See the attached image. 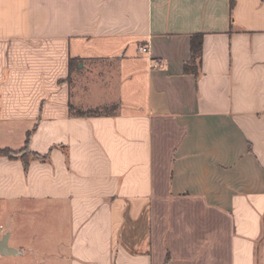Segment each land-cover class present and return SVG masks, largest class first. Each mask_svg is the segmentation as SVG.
Listing matches in <instances>:
<instances>
[{"label": "crops", "instance_id": "crops-1", "mask_svg": "<svg viewBox=\"0 0 264 264\" xmlns=\"http://www.w3.org/2000/svg\"><path fill=\"white\" fill-rule=\"evenodd\" d=\"M29 134L0 264H264V0H0V149Z\"/></svg>", "mask_w": 264, "mask_h": 264}, {"label": "trees", "instance_id": "trees-1", "mask_svg": "<svg viewBox=\"0 0 264 264\" xmlns=\"http://www.w3.org/2000/svg\"><path fill=\"white\" fill-rule=\"evenodd\" d=\"M233 7H234V0H231V11L233 10ZM202 41H203L202 35H193L191 37V60L185 66L186 72L187 71L194 72V70L196 69L195 67H197V62L201 58ZM110 110L111 109L109 108H101V109L91 110L88 112H83L80 110H75L73 108H70V112L76 116H96L102 114H109ZM29 139H30V134L27 137L26 147L20 152H13L8 149H0V157H6L10 160H15L20 158L26 165L30 162V160L39 159L36 155L31 154L29 152L28 150ZM42 160H45V158H42Z\"/></svg>", "mask_w": 264, "mask_h": 264}, {"label": "water", "instance_id": "water-1", "mask_svg": "<svg viewBox=\"0 0 264 264\" xmlns=\"http://www.w3.org/2000/svg\"><path fill=\"white\" fill-rule=\"evenodd\" d=\"M8 238L9 235H5L0 243V254L3 256H6L9 254L8 248H7V244H8Z\"/></svg>", "mask_w": 264, "mask_h": 264}, {"label": "built area", "instance_id": "built-area-1", "mask_svg": "<svg viewBox=\"0 0 264 264\" xmlns=\"http://www.w3.org/2000/svg\"><path fill=\"white\" fill-rule=\"evenodd\" d=\"M143 52H146V50H145V49H143Z\"/></svg>", "mask_w": 264, "mask_h": 264}]
</instances>
